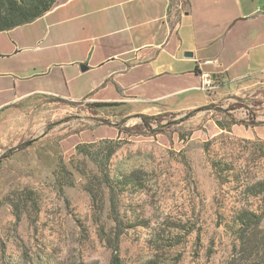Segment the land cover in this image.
<instances>
[{"label": "rangeland", "instance_id": "1", "mask_svg": "<svg viewBox=\"0 0 264 264\" xmlns=\"http://www.w3.org/2000/svg\"><path fill=\"white\" fill-rule=\"evenodd\" d=\"M38 1L0 0V13ZM214 93L192 114L34 95L0 116V264H111L116 245L120 264H225L233 211L263 196L239 195L211 164L264 178V74Z\"/></svg>", "mask_w": 264, "mask_h": 264}, {"label": "crops", "instance_id": "2", "mask_svg": "<svg viewBox=\"0 0 264 264\" xmlns=\"http://www.w3.org/2000/svg\"><path fill=\"white\" fill-rule=\"evenodd\" d=\"M204 74H264V0H63L0 32V116L34 95L182 113Z\"/></svg>", "mask_w": 264, "mask_h": 264}, {"label": "trees", "instance_id": "3", "mask_svg": "<svg viewBox=\"0 0 264 264\" xmlns=\"http://www.w3.org/2000/svg\"><path fill=\"white\" fill-rule=\"evenodd\" d=\"M52 2L53 0H39L37 4L29 5V7H8L7 10L0 13V32L30 23L43 16L51 10L50 4ZM11 3L12 2H9L8 6ZM111 105L112 103L95 104L97 107ZM205 109H208V105L193 110L191 114ZM137 116L141 118L142 123L145 126H148V122L150 120H154V118L146 117L144 115ZM118 147L119 145L117 144L112 149H109L105 154V165L109 161L115 149ZM21 148L22 146L17 147V149ZM258 150L261 151L260 147L257 149V151ZM12 152L13 150H9L6 157L10 156ZM88 156L99 167L97 159L91 154H88ZM211 166L217 176L223 173L226 174V180H228L230 183L233 182L232 184L235 185L232 190L238 191L236 193L239 195L245 198L258 197L261 195L263 196V198H261V203L257 207L248 209L239 208L233 211V219L237 225L236 240L231 247L230 256L225 264H264V178L252 180L249 177H244L243 179V177L241 178L234 175V169L232 167L223 169L220 163L215 162L212 163ZM217 179L219 182L221 177H217ZM27 192L28 195L32 194V191ZM110 204L112 219L116 226H119L116 204L113 199L110 201ZM34 206L36 207L35 202ZM116 235L118 240L119 235H121V231H118ZM111 264H120L117 245L115 246L113 252Z\"/></svg>", "mask_w": 264, "mask_h": 264}, {"label": "built area", "instance_id": "4", "mask_svg": "<svg viewBox=\"0 0 264 264\" xmlns=\"http://www.w3.org/2000/svg\"><path fill=\"white\" fill-rule=\"evenodd\" d=\"M220 84H221V80L216 79L211 75L204 74L200 89L205 93L210 94L215 92L220 87Z\"/></svg>", "mask_w": 264, "mask_h": 264}, {"label": "water", "instance_id": "5", "mask_svg": "<svg viewBox=\"0 0 264 264\" xmlns=\"http://www.w3.org/2000/svg\"><path fill=\"white\" fill-rule=\"evenodd\" d=\"M185 56H188V57H190L191 55H190V54H185Z\"/></svg>", "mask_w": 264, "mask_h": 264}]
</instances>
